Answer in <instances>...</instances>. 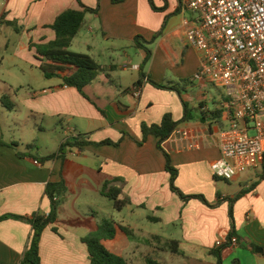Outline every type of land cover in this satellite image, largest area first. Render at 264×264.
<instances>
[{
	"label": "crops",
	"instance_id": "1",
	"mask_svg": "<svg viewBox=\"0 0 264 264\" xmlns=\"http://www.w3.org/2000/svg\"><path fill=\"white\" fill-rule=\"evenodd\" d=\"M152 1L159 10H152L148 0L116 4L112 0H81L84 6H98V10L85 14L70 44L69 49L73 50L69 51L87 55L102 69L82 89V94L62 82V77L74 71L70 66L51 78L42 74L44 88L25 91L24 86H30L36 77L32 73L26 78L22 68L16 75L5 70L6 56L1 53L0 138L15 146H0V217L47 214L50 204L44 195L45 185L63 179L66 193H73L72 177L81 180L86 171L102 179L97 190L101 197L103 184L108 182V189H120L118 199H129L130 203L118 211L110 200V222L126 228L129 234H119L106 243L107 246L125 236L127 245L119 255L128 264H144L146 256L160 264H215L202 253L171 254L164 242L177 241L208 252L231 232L237 245L222 250V264H232L234 260L239 264H264V254L255 253L256 248L264 249V179L258 180L260 170L244 171L229 181L214 177L211 171V164L219 158L218 132L223 126L217 101L209 109L203 92L193 93L185 87L181 97L188 104L194 99L199 116L180 123L162 144L171 165L178 170L175 186L185 195H202L212 207L197 200L184 203L169 190V174L155 136L149 135L138 144L142 140V124H159L167 113L174 121L183 116L179 96L153 87L148 79L159 84L191 80L200 63V53L185 41L184 21L191 22L195 16L184 1ZM68 9L81 10L76 0H0V50L7 53L10 38H14L24 54L22 58L9 55L10 60L23 59L38 70L50 65L36 47L55 39L49 27ZM6 22L15 23L20 31L15 32ZM163 23L161 34L153 40ZM137 36L151 42V58L143 70L144 77L140 75V65L145 52L135 46ZM12 54L18 53L15 50ZM199 88L202 90L201 85ZM3 96L12 103V110L1 103ZM214 110L221 113L219 118L205 115V120H200L201 111ZM74 136L94 143L110 140L118 145H84L81 150H67L63 159L38 162ZM241 191L246 194L233 204L232 231L227 199ZM64 196L56 224L47 226L41 234V264H89L83 239L91 231L79 223L99 222L62 220L67 202ZM147 223L156 225L157 230L150 231ZM76 227L86 229L88 234L71 230ZM31 234V226L25 220L0 221V264H28L21 261Z\"/></svg>",
	"mask_w": 264,
	"mask_h": 264
},
{
	"label": "built area",
	"instance_id": "2",
	"mask_svg": "<svg viewBox=\"0 0 264 264\" xmlns=\"http://www.w3.org/2000/svg\"><path fill=\"white\" fill-rule=\"evenodd\" d=\"M183 1L195 16L184 21L185 41L200 53L193 78L225 90L216 104L223 126L211 171L229 181L264 162V0Z\"/></svg>",
	"mask_w": 264,
	"mask_h": 264
},
{
	"label": "trees",
	"instance_id": "3",
	"mask_svg": "<svg viewBox=\"0 0 264 264\" xmlns=\"http://www.w3.org/2000/svg\"><path fill=\"white\" fill-rule=\"evenodd\" d=\"M81 10H65L59 14L50 29L55 33V39L48 43L47 45L36 47L37 53L42 56V58L50 61V65H42L40 70L44 77L51 78L56 76L55 72H64L65 67L73 68V72L70 75L62 77V82L68 87L75 88L79 93L82 94V89L91 84L97 77L98 73L101 72V68L96 64L90 57L84 54L74 53L69 51L70 44L75 36L78 34L86 13H93L98 10L96 8L91 9L84 6L81 0H76ZM124 0H112L113 3H120ZM148 3L152 10L157 11V9L152 0H148ZM6 25L13 28L15 32H19L20 28L13 22H6ZM165 23H163L162 28L159 32L153 37V40L156 39L162 32ZM151 42H146L142 37L137 36L134 38V44L136 47L141 48L145 52V57L140 65V75L144 77L143 72L145 66L148 64L151 58V51L148 48V45ZM148 83L153 87L161 90H168L175 92L181 101L183 108V116L179 121H174L171 114H164L159 124L146 125L142 124L141 134L142 140L138 142L141 145L149 135H153L157 138L156 147L163 154L165 159V171L169 174L168 186L169 190L175 194L182 202L186 203L190 200H197L202 204L212 207L208 204L206 199L202 195H185L183 194L176 186L175 180L178 175V170L171 165L170 156L165 152L162 147V144L172 135L176 130L177 126L182 122H189L192 120L191 108L189 104L185 102L181 97V92L185 90V87L191 83V80H182L174 83L159 84L155 83L152 80L148 79ZM1 103L8 109L12 110L13 105L8 101L6 96L1 98ZM203 105H200L201 109ZM219 111H201L200 120L203 121L204 116L208 115L209 118H219ZM84 145H113L117 146V143H114L110 140H104L98 143L90 142L84 140L82 136L68 137L63 141L58 150L50 155L44 156L38 159L39 163L51 162L57 158H64L66 151L71 150H81ZM0 146H10L14 147V143H6L0 138ZM264 179V162L261 165V170L258 176V180ZM108 182H104L101 194L112 201L115 210H121L125 205L129 204V199H118L120 193L119 188L111 187L108 189ZM254 187V184L252 185ZM66 193V184L63 179L59 182L52 183L49 182L45 185L44 195L49 201L50 210L47 214L45 213H34L30 218H22L14 215H4L0 217V221L6 219H15V220H25L29 223L32 229L31 237L28 241L27 247L23 253L22 263L28 264H41L39 257V241L43 230L51 225L56 224L57 216L62 211V197ZM246 191H241L236 193L233 197L228 198V218L231 225V230H234V221H233V204L241 196L245 195ZM73 224V223H70ZM81 226L86 227L91 231L90 235L83 239V242L86 244L89 264H128L127 260L119 254L113 253L108 250L106 243L113 241L117 238L119 234L128 235L129 231L110 221H101L99 223H90V222H80ZM54 232H57L56 228H52ZM234 233L231 232L225 238V241L222 245L217 246L214 250L204 252L198 251L194 248L184 246L177 241H165L164 245L166 249L175 255L185 256L187 253H199L204 254L205 258L211 259L215 264H222V250L226 247H230V240ZM255 247H251V251ZM144 264H160L157 260L146 256L144 258ZM232 264H239L237 260H234Z\"/></svg>",
	"mask_w": 264,
	"mask_h": 264
},
{
	"label": "rangeland",
	"instance_id": "4",
	"mask_svg": "<svg viewBox=\"0 0 264 264\" xmlns=\"http://www.w3.org/2000/svg\"><path fill=\"white\" fill-rule=\"evenodd\" d=\"M5 40L2 39L1 42H4ZM17 40L14 38H10V49L9 51L4 52V49L0 50V56L1 53L6 56V59L4 60L3 67L5 70L10 71L14 73L15 75L19 73V68H22L25 70L26 78L28 75L32 74L36 77V80L34 83H32L30 86H24V90H39L41 88H44L45 86V80L42 76V73L37 68H34L31 63L28 62L25 63L19 59L10 60L8 57L9 55H12L13 57L18 56V58H22L21 56L24 54V49L16 46ZM13 45V46H12ZM16 46V47H15ZM38 47V46H37ZM13 48V49H12ZM18 53L17 55L12 54V52ZM73 50V49H69ZM18 64V65H16ZM199 85H201L202 90H200ZM187 87V86H186ZM0 88L2 86L0 85ZM186 89V88H185ZM188 91L197 93L199 91L203 92L206 97V103L209 109L213 108V102L219 101L225 94V90L223 88L217 87L212 83H203L201 84L198 81H195L194 78L191 79V83L188 85ZM183 92V91H182ZM8 95V93H5ZM23 94V92L21 93ZM9 96V95H8ZM10 97V96H9ZM12 100L10 97L9 100ZM193 101L190 102L189 107L191 108V114L195 118L199 116V111L197 107V103L192 99ZM196 108V109H194ZM72 126V125H71ZM27 133V130L24 131ZM261 170V167L259 168ZM102 179L97 178L95 175L91 176L88 172L85 171L84 178L81 180H77L75 177H72L73 187L71 188L73 190V193H66L64 198H67V202L65 204V214L61 216L62 220H85L90 219L95 222H101V221H110V215L112 212L111 209V201L101 197L97 190L102 184ZM146 223V222H145ZM147 228L150 231L157 230V226L147 223ZM72 231H77L78 234L86 235L88 234V231L83 228H71ZM127 245V238L125 236H120L117 241L111 242L107 244L108 250L114 253L120 254L122 250Z\"/></svg>",
	"mask_w": 264,
	"mask_h": 264
},
{
	"label": "water",
	"instance_id": "5",
	"mask_svg": "<svg viewBox=\"0 0 264 264\" xmlns=\"http://www.w3.org/2000/svg\"><path fill=\"white\" fill-rule=\"evenodd\" d=\"M255 253H257V254L263 253L264 254V249L256 248Z\"/></svg>",
	"mask_w": 264,
	"mask_h": 264
}]
</instances>
